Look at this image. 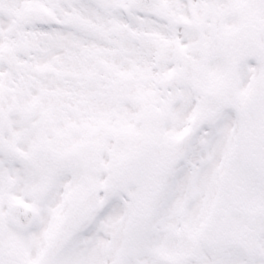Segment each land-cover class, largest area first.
I'll return each instance as SVG.
<instances>
[{
    "label": "snow or ice",
    "instance_id": "1",
    "mask_svg": "<svg viewBox=\"0 0 264 264\" xmlns=\"http://www.w3.org/2000/svg\"><path fill=\"white\" fill-rule=\"evenodd\" d=\"M0 264H264V0H0Z\"/></svg>",
    "mask_w": 264,
    "mask_h": 264
}]
</instances>
